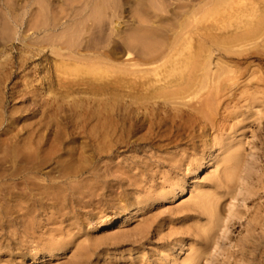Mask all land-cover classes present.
<instances>
[{
  "label": "rangeland",
  "instance_id": "obj_1",
  "mask_svg": "<svg viewBox=\"0 0 264 264\" xmlns=\"http://www.w3.org/2000/svg\"><path fill=\"white\" fill-rule=\"evenodd\" d=\"M137 63L199 86L151 98ZM0 189L65 214L0 264H264V0H0Z\"/></svg>",
  "mask_w": 264,
  "mask_h": 264
},
{
  "label": "bare ground",
  "instance_id": "obj_2",
  "mask_svg": "<svg viewBox=\"0 0 264 264\" xmlns=\"http://www.w3.org/2000/svg\"><path fill=\"white\" fill-rule=\"evenodd\" d=\"M135 41L142 46V49L150 50L142 36L137 35ZM149 55L151 54L145 55L148 56L146 58L144 56L140 58L150 61L152 57H149ZM148 65H152V63L135 64V66L141 67L136 71L142 73L140 77L143 78V80L139 85L147 89L145 90L146 94L151 98L160 97L169 99V101L170 99H172V101H176V99L183 100L199 86L197 78L198 72L202 68L199 63H178V65H171L169 73L172 75V78L165 77L155 79L146 76L156 71L154 67ZM142 66L144 68H142ZM149 87H151L150 90ZM208 104L209 102L206 101L203 103V106H207ZM200 106L198 109H201ZM228 160L232 163L234 161V166L231 165L224 171L223 180L227 184L235 179L237 173V166H235L237 160L235 156H233L232 159L228 158ZM12 164L17 165L18 162L13 161ZM202 167L203 165L200 164L198 170H201ZM205 202L206 196L199 198V201H197L198 205L201 207L205 206ZM58 205L57 198L45 192H1L0 189V259L5 255L11 257L23 256L28 251L33 252V254H43L47 252L51 255L52 250L56 249L54 239L59 230V228H54L51 224L55 223V221L61 217L60 215H62V218L59 221L63 223L65 216V214L57 212L56 207H58ZM207 207L210 216L214 217L216 215V206L214 202L207 203ZM230 210L231 207L226 214V218H222L225 220V223L223 224V229L219 232L220 236L226 231V222L230 217ZM46 224L48 227H46V231L37 234L40 228L45 227L44 225ZM43 240L49 241L45 243Z\"/></svg>",
  "mask_w": 264,
  "mask_h": 264
}]
</instances>
